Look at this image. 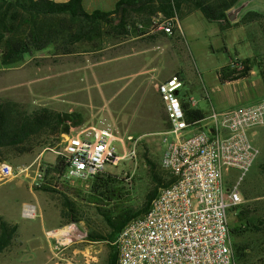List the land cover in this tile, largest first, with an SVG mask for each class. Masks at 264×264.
<instances>
[{
    "label": "rangeland",
    "instance_id": "1",
    "mask_svg": "<svg viewBox=\"0 0 264 264\" xmlns=\"http://www.w3.org/2000/svg\"><path fill=\"white\" fill-rule=\"evenodd\" d=\"M246 11H257L260 16L256 22L242 23ZM229 13L233 18L228 16L229 20H239L237 26L222 29L218 21L195 11L180 18L179 29L168 35L160 30L164 19L157 15L151 23L138 25L139 31L130 28L126 35L109 33L82 40L70 53L51 45L31 50L13 64H0V100L12 101L15 110L23 113L43 106L70 113L68 133L34 138L28 153L0 152V163H9L16 172L13 178L0 180V216L17 225L13 243L0 253V264H105L111 242L88 238L89 233L105 235L109 231L97 206L111 208L117 203L138 208L152 187L148 160L158 173L164 147L160 132L167 126L156 85L167 76L177 74L184 79L179 99L187 105L192 100L194 105L188 107L205 115L211 108L248 106L264 97L258 72L264 68V0H239ZM233 57L251 58L256 74L232 84L225 82L220 68ZM225 92L228 94L223 95ZM91 126L121 137L126 149L131 145L128 136L138 139L134 154L121 158L115 166H106L122 185L121 195L109 199L106 206L103 201L91 202V181L63 182L55 192L38 189L44 182L52 183L48 178L33 180L38 163L53 164L63 151L65 135ZM249 137L259 154L239 181L238 205L248 206L254 215H264V122ZM114 145L118 154L124 153L119 142ZM28 166L25 173L17 172ZM239 174L230 171L231 183ZM61 193L73 199L79 220L60 217ZM25 204L35 206L34 216H24ZM234 223L230 211L229 226ZM63 228L68 229L57 235L49 233ZM257 257L251 252L248 264H257Z\"/></svg>",
    "mask_w": 264,
    "mask_h": 264
},
{
    "label": "built area",
    "instance_id": "2",
    "mask_svg": "<svg viewBox=\"0 0 264 264\" xmlns=\"http://www.w3.org/2000/svg\"><path fill=\"white\" fill-rule=\"evenodd\" d=\"M159 28L171 35L179 29L178 19L165 18ZM228 65L244 66L236 57ZM182 86L177 74L156 85L167 123L160 132L164 147L159 166L169 183L159 188L147 212L130 219L117 234L116 264H235L229 213L241 202L239 181L259 154L249 133L264 122V97L248 106L211 108L205 118L187 120L185 102L178 96ZM127 140L129 149L121 137L95 126L66 134L58 153L66 163L60 179L87 183L107 174L106 166L135 153L138 139L128 136ZM114 142H119L123 154L117 153ZM30 166L17 172L25 173ZM232 169L240 173L234 183ZM15 175L12 165L0 163V180ZM43 176L38 163L33 180L42 181ZM23 214L34 216L35 206L25 204Z\"/></svg>",
    "mask_w": 264,
    "mask_h": 264
},
{
    "label": "trees",
    "instance_id": "3",
    "mask_svg": "<svg viewBox=\"0 0 264 264\" xmlns=\"http://www.w3.org/2000/svg\"><path fill=\"white\" fill-rule=\"evenodd\" d=\"M239 0H117L110 10L84 11L82 0L55 2L52 0H0V64H13L23 58L31 50H42L54 45L62 48L64 53L72 52V47L82 40L101 38L104 34L114 33L126 35L129 29L141 30L138 25L149 24L153 17L161 15L163 19L182 17L200 11L204 18L216 20L222 29L237 26L230 21L228 12ZM260 13L246 11L242 23L256 22ZM242 69L231 68L228 64L220 68V76L225 81H233L248 77L253 70V60L243 58ZM264 84V68L258 69ZM10 100H0V152L16 155L28 153L34 138L41 135L57 136L69 132L67 122L70 113L55 111L48 107H39L30 113L15 110ZM187 120H201L205 113L199 109H190L183 103ZM0 156V161H2ZM152 187L146 192L142 205L131 208L114 203L111 208L97 206L99 213L109 227L105 235L88 234L93 241L107 240L111 242L105 264H116L117 249L113 244L117 234L133 217L148 211L151 200L160 187L169 182L163 178L162 171H156L154 163L148 160ZM44 169V180L38 189L55 192L63 185L59 174L66 167L62 156L58 155L53 164L41 166ZM89 198L93 204L105 202L121 195L122 185L115 175L107 173L91 180ZM60 217L66 220H79L73 199L65 193L59 197ZM235 221L230 226L232 247L238 264H248L251 252H256L257 264H264V215H254L252 209L244 205L231 207ZM17 235V225L7 222L0 216V253L8 248ZM252 236V238H251Z\"/></svg>",
    "mask_w": 264,
    "mask_h": 264
},
{
    "label": "crops",
    "instance_id": "4",
    "mask_svg": "<svg viewBox=\"0 0 264 264\" xmlns=\"http://www.w3.org/2000/svg\"><path fill=\"white\" fill-rule=\"evenodd\" d=\"M52 1H55V2H66L68 0H52ZM116 2H117V0H82V7H83L84 11H86V12H92V11L97 10V9H100V10H110V9H112L115 6V3ZM228 16H230V13L229 12H228ZM231 19H233V18L231 17ZM232 21H235V22H238L239 23V20H236V19L235 20H232ZM241 59H243V58H241ZM253 74H256V72H255L254 69L250 72L249 75H253ZM168 77H170V76H167V78ZM246 78H248V77H246ZM244 79L245 78H243V79H237V80H233V81H226L225 80V82H227L228 84H232L234 82H238V81L244 80ZM183 81H184V79H183ZM225 94H228V93L225 92L223 95H225ZM225 98H230V97L229 96H227V97L224 96L223 99H225ZM256 102L257 101H255L254 103H256ZM254 103H252V104H254ZM49 231L50 230H48L47 232H49Z\"/></svg>",
    "mask_w": 264,
    "mask_h": 264
},
{
    "label": "bare ground",
    "instance_id": "5",
    "mask_svg": "<svg viewBox=\"0 0 264 264\" xmlns=\"http://www.w3.org/2000/svg\"><path fill=\"white\" fill-rule=\"evenodd\" d=\"M66 229H68V228H63V229H60V230H53V231H51L49 233L52 234V235H57L60 232L66 231Z\"/></svg>",
    "mask_w": 264,
    "mask_h": 264
},
{
    "label": "water",
    "instance_id": "6",
    "mask_svg": "<svg viewBox=\"0 0 264 264\" xmlns=\"http://www.w3.org/2000/svg\"><path fill=\"white\" fill-rule=\"evenodd\" d=\"M230 19H231V15H230Z\"/></svg>",
    "mask_w": 264,
    "mask_h": 264
}]
</instances>
